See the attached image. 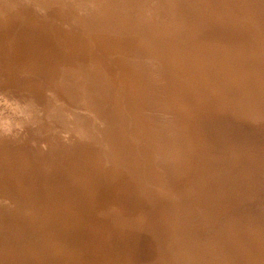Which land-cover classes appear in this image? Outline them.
<instances>
[{"label":"bare ground","instance_id":"obj_1","mask_svg":"<svg viewBox=\"0 0 264 264\" xmlns=\"http://www.w3.org/2000/svg\"><path fill=\"white\" fill-rule=\"evenodd\" d=\"M227 128L264 136V0H0V264H264Z\"/></svg>","mask_w":264,"mask_h":264},{"label":"rangeland","instance_id":"obj_2","mask_svg":"<svg viewBox=\"0 0 264 264\" xmlns=\"http://www.w3.org/2000/svg\"><path fill=\"white\" fill-rule=\"evenodd\" d=\"M224 135V147H222L220 152V157L223 159V169L221 170L222 173L218 174L217 177L219 180L230 182L233 180L232 176L240 170L241 165L244 163L240 161L241 158L249 157L250 159H255L261 156V151L264 152V136L255 137L245 132L236 131L234 128L225 129ZM142 245L144 246V253L141 256V260L144 263L152 261L150 237H145Z\"/></svg>","mask_w":264,"mask_h":264}]
</instances>
